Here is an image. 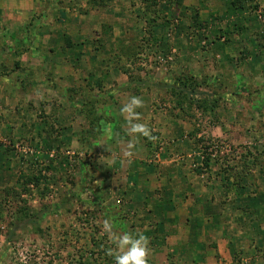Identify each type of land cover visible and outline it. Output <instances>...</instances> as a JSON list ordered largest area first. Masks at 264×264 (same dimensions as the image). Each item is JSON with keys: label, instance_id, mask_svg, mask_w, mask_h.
I'll return each mask as SVG.
<instances>
[{"label": "rangeland", "instance_id": "rangeland-1", "mask_svg": "<svg viewBox=\"0 0 264 264\" xmlns=\"http://www.w3.org/2000/svg\"><path fill=\"white\" fill-rule=\"evenodd\" d=\"M229 2L0 0V264H114L101 222L138 220L119 186L148 164L203 213L200 262L148 264H264V0ZM133 95L157 139L127 158Z\"/></svg>", "mask_w": 264, "mask_h": 264}, {"label": "crops", "instance_id": "crops-1", "mask_svg": "<svg viewBox=\"0 0 264 264\" xmlns=\"http://www.w3.org/2000/svg\"><path fill=\"white\" fill-rule=\"evenodd\" d=\"M133 165L132 167H134ZM140 165L143 164H139V166ZM167 166L169 170L163 173L162 178H154V181L151 177L153 167L149 164L144 166L143 169L141 167V171L135 172V170L131 169L125 172L123 177L125 187L122 188L119 186L121 188V195L123 197L128 195L126 197L127 201H125L124 204L128 202L129 207L132 204L135 206V203L128 199L130 193H132L135 195V200L139 199L138 201L136 200V203L138 207L142 209V211H140L142 215L138 216V220L135 221V223L137 222L136 226L135 223H133L128 231L144 234L150 241L149 247L151 251L154 253L160 251L172 254L175 256V263H177L178 260L180 262V259H182L184 257L183 255L187 252L192 253V257L194 258L198 255L197 259H199L200 262V260L203 259L201 228V216L203 214L202 203L200 200L196 199L193 186H191V188H193V193H189V195L182 194L181 196L178 192L179 190L176 189L177 180L181 177L179 174H182L181 169H178V167L175 166ZM135 169H137V167ZM130 174H132V178H134L133 182H130ZM181 179L185 182L183 176ZM171 184L173 186H171ZM157 188L159 190L158 194L155 196L152 192ZM172 192H174V194L170 196ZM166 195H169L168 197H171L172 199H167L165 197ZM148 196L150 200L153 199L157 201L155 205L158 206L148 205L149 202L146 205L141 204L140 200H145ZM180 197L182 199H179ZM185 203H187V205L183 207V209H185L184 213L182 212L180 205H184ZM188 209H190V211H188ZM147 221L149 222V225L151 224L153 226L148 225L146 227L144 222ZM212 227L214 226L209 223L208 228L211 229ZM219 247L220 244L217 245V253H223L222 255H225L223 249H219ZM193 262L196 264V259Z\"/></svg>", "mask_w": 264, "mask_h": 264}, {"label": "clouds", "instance_id": "clouds-1", "mask_svg": "<svg viewBox=\"0 0 264 264\" xmlns=\"http://www.w3.org/2000/svg\"><path fill=\"white\" fill-rule=\"evenodd\" d=\"M143 106L144 101L142 98L133 95L120 108V114L126 120L127 135L132 138L123 152V155L127 158L132 157V149L138 136L145 137L149 141L157 139L156 136L152 135L147 123L138 122L141 116L136 109ZM103 132L105 140L113 138L111 124H106ZM100 226L101 233L107 236L109 244L112 245L106 249V255L113 259L114 264H148L151 254L148 237L142 233L118 231L116 225L110 219H104Z\"/></svg>", "mask_w": 264, "mask_h": 264}, {"label": "trees", "instance_id": "trees-1", "mask_svg": "<svg viewBox=\"0 0 264 264\" xmlns=\"http://www.w3.org/2000/svg\"><path fill=\"white\" fill-rule=\"evenodd\" d=\"M238 2H239V0H230V2H229V5H231V6H235L236 4H238ZM202 163H203V165H205L206 166V160L205 161H202ZM21 176V174L19 175V177ZM24 181H25V183L24 184H26V183H28V184H36L37 183V181H38V177L37 176H34V175H29V176H26L25 177V179H24ZM22 188H23V190H25L24 188V186L22 185Z\"/></svg>", "mask_w": 264, "mask_h": 264}]
</instances>
